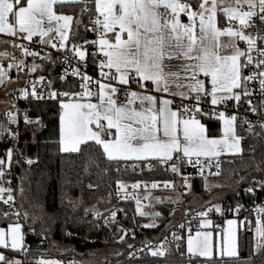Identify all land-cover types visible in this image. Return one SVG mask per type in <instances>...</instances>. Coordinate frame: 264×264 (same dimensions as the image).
<instances>
[{"label":"snow or ice","instance_id":"6c2138e0","mask_svg":"<svg viewBox=\"0 0 264 264\" xmlns=\"http://www.w3.org/2000/svg\"><path fill=\"white\" fill-rule=\"evenodd\" d=\"M89 3L94 4L95 12L94 18L89 16L91 27L85 26V31L95 33L96 39H85L83 44L73 43L71 50L73 58L78 57V62H84L87 68L86 46L96 49L91 57L92 63L100 70L99 79L94 80L81 73L79 68H73L71 75L80 78L81 91L48 93L49 99L59 103L60 151L80 153L81 146L86 145L90 149L98 147L108 162L146 161L150 164L152 160L159 163L174 161L171 166L174 173H178L179 165L186 162L197 167L201 175L208 169L213 176L223 175L225 163L233 164L237 157L242 159L244 149L241 147L242 137L236 131L237 116L212 110L211 114L222 122V134L217 137L209 133L200 117L210 116L202 108L205 102H210L212 106H227V102L235 101L238 107L242 97L253 94L248 86L253 81H258L264 94V0H232V3L225 0H0V34L50 45L57 51H68L67 42L73 23L77 26L73 35H78L82 20H74L72 15L58 14L56 6L84 5L81 8L83 16L91 12L87 7ZM182 16L187 18L186 23ZM225 21L227 26H224ZM248 29H255L256 34L248 32ZM34 37H39V41H33ZM241 41L246 45L243 49L239 46ZM3 43L19 49L21 58L17 59L14 52H0V85L13 83L10 77L13 69L18 74L25 68L35 73L41 67L35 63L29 67L25 63L26 57L51 60L50 54L40 56L27 44L8 40ZM5 61H9L6 66ZM63 62L68 64L67 56ZM246 69L255 70L245 75ZM67 75L66 70L60 80H65ZM39 80L43 81L44 77L41 76ZM113 82L127 87L114 86ZM36 83L32 82L30 95L43 99L36 91ZM132 84L139 90H131ZM46 87L51 89L52 82H48ZM93 87L97 90L93 91ZM122 90L124 102H120L118 95ZM19 91L25 97L29 95L27 89ZM93 98L95 103L92 102ZM248 103L251 111L256 113V107L251 106L250 100ZM5 115L9 125L18 123L15 112L10 110ZM24 123L34 124L39 120H32L25 114ZM244 123L249 125L251 131V123L246 119ZM260 127L264 129V123ZM5 135L15 140L19 132H12L6 125L0 124V138ZM89 141L94 144H89ZM13 152L9 148L5 153L6 158H0V203L8 208L7 211L0 210V218L11 220L15 217L16 222L8 223L7 228L0 227V247L18 251L26 250L23 225L20 223L21 212L15 208L13 188L3 186L6 175L10 173ZM26 163L31 165L33 161L27 159ZM96 166L99 167L98 164ZM212 168H215L214 172ZM183 179L187 181V177ZM7 183L10 185L11 181ZM260 183L264 188V182ZM117 184L120 190L127 187L120 181ZM158 186L155 182L151 185L154 189ZM182 186L190 189L186 183ZM131 187H140V182ZM163 187L175 188V185L165 181ZM212 187L222 185L205 184L206 191ZM246 191L251 193L253 189ZM20 192L23 193V187ZM168 199L171 201L170 197ZM156 200L158 203L164 202L160 197ZM136 204L139 215L150 216L153 220V223L143 227H156L154 221L161 213L142 211L139 198H136ZM34 207L40 214L34 213L30 217L29 212L25 211L24 220L31 218L37 222L43 219L42 206ZM239 210L238 205L236 211ZM213 211L223 215L219 205H212L207 211L196 214L200 217L199 228L194 235L192 229H188V253L211 257L213 230L219 229L216 232V248L224 256L237 257V232L234 227L237 221L229 219L226 221L227 227L220 228L207 218ZM254 211L257 214L256 249L259 251L264 249V206H258ZM89 213L94 217L92 223L95 227H99L96 222L101 219L105 227L116 223L117 210H110L106 217L96 208L85 209V215ZM179 227L184 228V225ZM117 231L124 233L118 242H124L128 230L121 227ZM173 239L179 241L181 237L173 233ZM128 248H133V245L129 244ZM151 255L163 256L164 252L151 250ZM129 257L135 258V253H129ZM0 264L21 262L8 260L0 253ZM38 264L60 262L42 260Z\"/></svg>","mask_w":264,"mask_h":264},{"label":"trees","instance_id":"16d2710c","mask_svg":"<svg viewBox=\"0 0 264 264\" xmlns=\"http://www.w3.org/2000/svg\"><path fill=\"white\" fill-rule=\"evenodd\" d=\"M87 6L90 13L81 16V8L84 5L65 4L63 7L56 6L58 13L72 14L75 19L82 20L78 28L73 23L70 32L69 44H81L85 39L90 40L94 34L85 31V26L90 28L89 16L94 4ZM11 47H9L10 49ZM27 65L33 63L31 58L26 57ZM41 67L35 73L27 72L29 78L48 75L59 89L75 90L79 82L75 79L60 80L58 65L51 60L36 58ZM247 75V71L244 72ZM249 97H242L241 102ZM6 108L0 111V124L8 126L5 117ZM22 109L28 110L30 119H40L43 127L35 133L25 131L19 137L20 142L15 143L10 135L0 138V158H6L5 153L9 148L14 150L12 161V177L15 183V193L18 203L21 204L20 222L24 226L26 255L30 262L39 258L58 257L73 258L80 264H94L87 262L91 257L101 262L100 264H184L185 248L177 247L174 243L166 245L167 251L163 256L147 255L140 258H128V245H134L145 238H158L179 217L174 211L163 212L156 227L144 228L143 225L150 221L149 216H141L136 211L135 201H122L119 206L125 214L122 219L123 228L135 234L126 237L124 242L114 236L115 229L105 227L102 219L93 226L94 217L91 213L85 215L87 207L98 210H106L112 203V194L118 186L117 181L131 182L140 179H169L171 170L158 161H153V167L146 168V161L139 162L141 169L134 172L133 161H121L118 164L108 162L98 147L88 148L82 145L80 153H63L60 151V109L59 103L53 99L28 100L23 103ZM210 113V112H206ZM212 136L221 135V121L215 116L200 117ZM33 125V124H25ZM238 136L242 137L241 147L244 149L243 158H236L235 163L223 165L224 172L221 176L197 177L192 181V189L188 193L186 209L195 210L211 207L221 203L233 207L240 203L246 210L245 219L239 218L242 229L238 239L237 257H212L210 264H264V249H256L257 239L255 235V221L249 206L254 202L255 196L262 195V191L248 192L253 189L256 182H264V129L260 125L249 126L236 123ZM28 142V143H27ZM89 144L94 142L89 141ZM31 159V165L26 163ZM230 159V157H221ZM99 165L97 167L96 165ZM125 164V166H124ZM119 168V171H117ZM215 177L216 180L211 179ZM222 185L205 190V184ZM261 184V183H260ZM89 185H92L90 188ZM23 187V193L20 188ZM24 198V199H23ZM22 202V203H21ZM170 200L160 203L162 207ZM40 205L43 208V219L33 222L30 218L23 219V212H29L30 217L40 213L34 207ZM0 210L6 211L5 205L0 203ZM12 222L0 218V226H6ZM248 222H251L250 224ZM71 233V235H67ZM120 233V232H119ZM19 252V251H18ZM13 252V253H18ZM120 253V255H118ZM92 255V256H91ZM193 259V257L191 258Z\"/></svg>","mask_w":264,"mask_h":264},{"label":"built area","instance_id":"2783aa9c","mask_svg":"<svg viewBox=\"0 0 264 264\" xmlns=\"http://www.w3.org/2000/svg\"><path fill=\"white\" fill-rule=\"evenodd\" d=\"M89 7V6H87ZM94 12L95 9L93 8L92 13L90 15L93 16L94 18ZM257 26L259 27V22L257 21ZM91 27V25H90ZM248 32L252 33L253 35L256 34V30L255 29H248ZM94 36L90 39H96V35L95 33H93ZM262 34H264V32H262ZM10 42L14 41L15 43L19 44V43H24L27 44L30 48V50L32 51H37L40 53V56H44L45 54H50L51 55V59L58 65L59 68V72H60V76L65 74V71L67 70L68 75L66 76L65 80L68 79H75L79 82V86L77 87V89L72 90V89H59L57 87H55V82L53 84V87L51 89L47 88L46 85L48 84V82L53 81L51 78H49L48 75H41L44 77L43 81H40L39 78L41 76L38 77H34V78H29L28 76L25 75V73L27 72V68H25L23 71H21L19 74L16 72L15 69H13L10 72V77L13 81V83L8 84V89H9V103L10 106L9 108H7V110L5 111V113L7 111H13L16 113L17 118H18V123L17 124H8V128L12 131V132H19V136L17 139H15V143H19V137L21 136V134L23 133V126L25 125L24 123V115L27 114L28 115V110H24L22 109V105L24 102L28 101V100H42V99H37L34 98L30 95L32 88V82L36 81V91L41 94L43 96V99H49L48 93L50 91H57V92H64V91H68V92H79L81 91L80 88V78L74 77L71 75L72 69L73 68H79L81 73H86L88 76L93 77L94 80L99 79V69L92 63V57H91V53L93 51H95L96 49L92 48V47H88L86 46V60H87V68H85L84 66V62H78V57L77 58H73V52L71 50L72 46H68V51H57L56 49H53L50 45H43V44H39V43H34V42H28V41H22L19 38L16 37H9ZM33 41H39V37H34ZM83 44V43H81ZM239 46L243 49L246 47V45L244 44V42H240ZM8 52H14L15 56L17 59L21 58V51L19 49H14V48H10L9 50H7ZM253 55H256L255 53H253ZM67 56L68 57V64H65L63 62L64 57ZM102 58L99 57L97 59V63L99 62V59ZM25 59V63L27 64V58ZM9 61H5V66L7 65ZM70 65V66H69ZM250 70H255V69H246L247 74L249 73ZM106 71V69H105ZM114 86L117 87H122V88H126L127 86H119L117 84H115V82H113ZM249 89L253 90V94L250 96V98L245 101V102H239V106L237 107V104L235 101H229L227 102V106L225 105H218V106H212L210 104V102H205L202 104V108L205 112H210L212 113V110L215 109V111H224L226 112V114L228 115H236L237 116V124L240 125H247L248 124L244 123L245 119L247 121H249L251 123L252 126H257V125H261L262 123H264V94L261 93L260 87H259V83L258 81H253L251 82L249 85ZM20 89H27L29 92V95L27 97L23 96V94L19 91ZM93 91H96L97 89L95 87L92 88ZM131 90H139L137 88V86L135 84H132L131 86ZM119 95V100L120 102H124V92L123 90L118 94ZM64 99V98H62ZM251 101V106L256 107L257 112L253 113L251 111V107L248 103V101ZM14 106V107H13ZM213 116H215L214 114H212ZM6 117V115H5ZM7 119V118H6ZM174 161H170L168 163H162L165 167H169L171 170V166L172 163ZM138 163H136V166L134 167V172H138L140 171L141 167L139 165H137ZM153 164V161H151V163L149 164V162L146 163V168H150L151 165ZM125 166V164H124ZM180 171L178 173H174L172 172L171 177L169 179H160V180H151V179H140L137 181H131V182H123L127 187L123 190H120L118 188V186L116 187L115 191L112 194V203L111 205H109L106 210H99L101 213L104 214V216H108L110 214V210H117V217H116V223L112 224L110 227L108 228H112V227H117V228H123V224H122V219L124 218V213L122 212L119 204L122 201H135L136 203V198L140 199V204L142 205H146L148 204L154 197L156 196H164V195H170L169 197L171 198V201H175L173 200V198L175 197V195H177V201L178 202H172V203H166L164 205V207L162 208L163 211H167L168 213H172L174 211H177L179 213V217L178 219L168 228L166 229L158 238H145L144 240H142L139 243H136L133 245V248L129 249L128 251V258L129 257V253H135V258H140L143 256H147V255H151V250H160L163 251L164 253L167 251V247L166 245L168 243H174V244H179L180 247H184L186 240H187V236H188V229L189 227L192 229V234L199 228V220L200 217H198L196 214L200 211H207V208H202V209H195V210H188L185 207L184 204V200H185V196L187 195V193H189L192 189V181L197 178V177H210L213 175L209 174L208 169H205L203 175H201L199 169L197 167H193L191 165H188L186 162L183 164L179 165ZM7 171V170H6ZM211 171H215V168H212ZM183 177H187V181H185L183 179ZM7 181H11V184L9 185L7 183ZM165 181H170L175 185V188L169 187V188H164L163 187V182ZM140 182V187L133 189L131 187V185ZM157 183L159 186L157 188H152L151 185L152 183ZM185 183L187 185H190V189L188 187H184L182 185H185ZM145 185H147L145 187ZM4 187H12L13 188V195L15 197V208H18V203H17V196L15 193V183H14V178L12 177V170L10 169V173L6 175L5 177V182L3 184ZM262 191V195L260 196H255V200L254 202L249 206L247 211H250L252 216L256 219V212L254 211L255 208H257L258 206H264V188L261 187V184L259 182L254 183L253 185V192L257 193L258 191ZM257 191V192H256ZM6 195V194H5ZM174 195V196H173ZM148 197L147 199H145V197ZM173 196V197H172ZM167 197V200H169ZM179 199V200H178ZM240 206V210L236 211L237 206ZM6 207V211L8 210L7 206ZM223 212V215H221L220 213H216L215 211L210 212L209 216L207 218H210L213 220L214 225H219L220 228H224L225 226V221L226 218L228 217H236V218H243L245 219V215H246V210L244 209L243 205L240 203L235 204L233 207H231L230 205H226L225 207L220 206ZM20 210V209H19ZM21 212V210H20ZM103 221V219H102ZM12 222H16V218L12 217ZM191 222V223H189ZM104 224V221H103ZM183 224L184 228H180L179 226ZM219 230V229H217ZM173 233H175L177 236H180L181 239L179 241H176L173 239ZM133 233H131L130 231H127V235L126 237H131ZM119 235H124V233H119ZM118 235V236H119ZM120 236L117 238L119 240ZM125 237V238H126ZM150 242L148 244H146L145 242ZM140 249H143V251H139ZM185 257L186 259L190 258L191 256L185 253ZM6 258L8 260H18L21 262V264H38V262L40 261H49V260H55V261H59L60 264H70V262L75 261L76 264H80L78 263L75 259L73 258H65L62 256H58V257H47V258H39L33 262H30V260L28 259L25 250H21L18 253H7L6 254ZM134 259V258H132ZM122 264H128L126 262H123Z\"/></svg>","mask_w":264,"mask_h":264},{"label":"crops","instance_id":"0c3cea01","mask_svg":"<svg viewBox=\"0 0 264 264\" xmlns=\"http://www.w3.org/2000/svg\"><path fill=\"white\" fill-rule=\"evenodd\" d=\"M225 2H226V3H232V0H225ZM58 14H61V13H58ZM62 14L72 15V14H69V13H62ZM72 16H73V15H72ZM182 19H183V21H184L185 23L187 22V18H186V17H183V16H182ZM224 26H227V21L224 22ZM5 40L10 41V39H9L8 36L3 35V34H0V52L7 51V50H9V47H11L10 45H6V44L3 43V41H5ZM67 45H68V46H72V44H69V42H67ZM30 57H31V56H30ZM29 60H30V59H29ZM29 60H28V61H29ZM31 60H32V63H35V64L38 65L36 59L33 60V58H31ZM5 88L8 89V86L6 85ZM7 91H8V95H7V102H6V103H7V106H10V103H9V89H8ZM137 91H138V90H137ZM5 98H6V97H5ZM65 102H67L66 99H65ZM92 102H93V103L96 102L95 98H93ZM5 108H6V107H5ZM201 122H202V121H201ZM202 123H203V122H202ZM25 126H26V125L23 126V132L26 131ZM221 130H222V126H221ZM236 130H237V129H236ZM221 134H222V132H221ZM237 135H238V134H237ZM215 137H217V136H215ZM193 159H195V158H193ZM152 161H156V160H152ZM133 162L139 163V162H142V161H133ZM144 162H145V161H144ZM164 196H165V197L162 198V199H163V200H166L167 197H169L170 195H169V196H168V195H164ZM172 197H173V196H172ZM173 200L177 201V197H174ZM152 201H154V203H158L157 200H156V197H154V198L152 199ZM158 204H160V203H158ZM218 204H220V206H221V203H218ZM154 210H156V209H154ZM157 212H159V211H157ZM160 213H161V215H163V211H161ZM229 219H234V220L237 221V223H236V225H235L234 227L236 228V232H237V245H238L239 234H240V231H241V229H242V222H241L238 218L233 217V216H232V217H228V218H226V221L229 220ZM226 221H225V226H224V228L227 227ZM13 223H14V222H13ZM20 223H21V222H20ZM21 224H22V223H21ZM7 225H8V224H7ZM7 225H6V226H0V227L7 228ZM22 225H23V224H22ZM197 230H198V229H197ZM23 231H24V226H23ZM217 231H219V230H217V229H214V230H213L214 245H213V252H212V256H211V257H202V256H198V255H197V256H193L192 254L188 253V251H187V240H186V243H185V245H184L185 252H186V254L190 255L191 257L188 258L187 260H185L184 264H210V263H209V259H211L212 257H215V256H217V257H222V256H224V255H222L221 251H220L219 249H217L216 246H215V239H216V232H217ZM24 234H25V232H24ZM194 234H195V232L193 233V235H194ZM25 237H26V235H25ZM24 248L26 249L25 238H24ZM18 251H21V250H18ZM18 251H17V250H11L10 248L5 249V248L0 247V253H2L5 257H6V254H7V253H10V252H18ZM237 251H238V247H237ZM192 257H193V259H191ZM226 257H228V256H226Z\"/></svg>","mask_w":264,"mask_h":264},{"label":"rangeland","instance_id":"374dc122","mask_svg":"<svg viewBox=\"0 0 264 264\" xmlns=\"http://www.w3.org/2000/svg\"><path fill=\"white\" fill-rule=\"evenodd\" d=\"M8 89H6L5 88V86L4 85H0V111H2L3 110V108H5L6 106H7V95H8V91H7ZM6 97V98H5ZM8 108H9V106H8ZM228 115V114H227ZM37 120H39V123H34L33 125H26L25 126V129H26V131H29V132H31L32 134L33 133H35L37 130H39V129H41L42 127H43V122L40 120V119H37ZM221 126H222V122H221ZM28 143V142H27ZM154 164V163H153ZM153 164L151 165V167H153ZM134 165H136V164H134ZM137 165H139V164H137ZM140 166V165H139ZM211 179H214V180H216L215 179V177H213V178H211ZM174 196V195H173ZM188 193H187V195L184 197L185 198V200H184V203H187V199H188ZM157 197H160V198H164L165 196H156V198ZM175 197H177V195H175ZM24 199V198H23ZM179 200V199H178ZM17 203H18V200H17ZM22 203V202H21ZM216 205H219L220 206V204H216ZM136 206H137V204H136ZM185 207H186V205H185ZM18 208L20 209V210H22V206H21V204L20 203H18ZM91 208H93V207H87L86 209H91ZM107 208V207H106ZM162 206H161V204H158V203H154V201H150L148 204H146V205H142L141 204V209H142V211H144L145 213H154V212H157V211H159V213L161 212V211H163L162 210ZM154 209H156V210H154ZM98 210V209H97ZM164 212V211H163ZM150 217V216H149ZM21 220H22V217H21ZM149 223H153V220L150 218V221H148L147 222V224H149ZM154 223L155 224H157L158 223V221H157V219L154 221ZM117 229L118 228H116L115 229V232H114V236H117V237H115V238H118L120 235H119V231H117ZM119 235V236H118ZM256 235V234H255ZM256 239H257V237H256ZM92 256V255H91ZM87 262H90V263H94V264H100L101 262H99L97 259H96V257H91L89 260H87Z\"/></svg>","mask_w":264,"mask_h":264},{"label":"water","instance_id":"95a60500","mask_svg":"<svg viewBox=\"0 0 264 264\" xmlns=\"http://www.w3.org/2000/svg\"><path fill=\"white\" fill-rule=\"evenodd\" d=\"M52 82V87H53V84H54V81H51ZM32 120H36L35 118H33Z\"/></svg>","mask_w":264,"mask_h":264}]
</instances>
